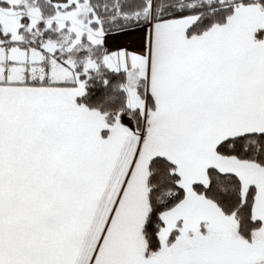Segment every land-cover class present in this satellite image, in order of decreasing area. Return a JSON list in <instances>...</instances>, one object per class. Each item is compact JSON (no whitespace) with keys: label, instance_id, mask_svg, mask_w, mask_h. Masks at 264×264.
<instances>
[{"label":"snow or ice","instance_id":"1","mask_svg":"<svg viewBox=\"0 0 264 264\" xmlns=\"http://www.w3.org/2000/svg\"><path fill=\"white\" fill-rule=\"evenodd\" d=\"M0 264H264V0H0Z\"/></svg>","mask_w":264,"mask_h":264}]
</instances>
